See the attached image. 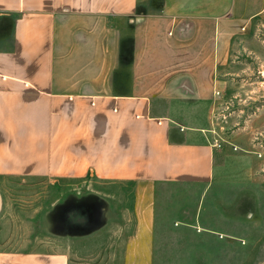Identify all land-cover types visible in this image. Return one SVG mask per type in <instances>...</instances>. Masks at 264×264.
<instances>
[{
    "label": "crops",
    "instance_id": "crops-1",
    "mask_svg": "<svg viewBox=\"0 0 264 264\" xmlns=\"http://www.w3.org/2000/svg\"><path fill=\"white\" fill-rule=\"evenodd\" d=\"M260 12L240 0H0V177L210 181L214 150L194 142L207 121L193 110H209L238 26ZM144 220L132 264L151 261ZM0 264L70 253L0 250Z\"/></svg>",
    "mask_w": 264,
    "mask_h": 264
},
{
    "label": "rangeland",
    "instance_id": "rangeland-1",
    "mask_svg": "<svg viewBox=\"0 0 264 264\" xmlns=\"http://www.w3.org/2000/svg\"><path fill=\"white\" fill-rule=\"evenodd\" d=\"M240 1L261 12L238 26L209 110H193L207 121L194 142L214 150L213 178L0 177V250L60 246L70 264H132L129 237L145 219L150 264H264V0Z\"/></svg>",
    "mask_w": 264,
    "mask_h": 264
},
{
    "label": "trees",
    "instance_id": "trees-1",
    "mask_svg": "<svg viewBox=\"0 0 264 264\" xmlns=\"http://www.w3.org/2000/svg\"><path fill=\"white\" fill-rule=\"evenodd\" d=\"M88 178H89V176H88Z\"/></svg>",
    "mask_w": 264,
    "mask_h": 264
}]
</instances>
